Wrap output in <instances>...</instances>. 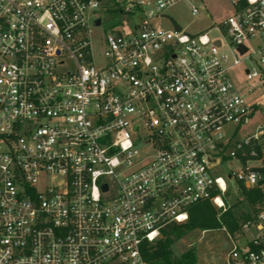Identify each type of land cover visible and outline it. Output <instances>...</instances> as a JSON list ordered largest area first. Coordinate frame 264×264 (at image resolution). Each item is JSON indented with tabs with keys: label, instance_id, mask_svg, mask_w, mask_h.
<instances>
[{
	"label": "built area",
	"instance_id": "1",
	"mask_svg": "<svg viewBox=\"0 0 264 264\" xmlns=\"http://www.w3.org/2000/svg\"><path fill=\"white\" fill-rule=\"evenodd\" d=\"M178 1L0 0V264H150L144 243L190 206L224 205L223 161L245 164L229 180L264 182V126L232 145L224 131L263 105L264 0H229L197 34L166 13ZM230 238L227 264H264V209Z\"/></svg>",
	"mask_w": 264,
	"mask_h": 264
},
{
	"label": "rangeland",
	"instance_id": "2",
	"mask_svg": "<svg viewBox=\"0 0 264 264\" xmlns=\"http://www.w3.org/2000/svg\"><path fill=\"white\" fill-rule=\"evenodd\" d=\"M192 4H196L200 8L198 14L192 13ZM232 12L233 6L229 0H180L166 10V13L170 17L175 19L185 31L191 34L207 32L213 24L222 22ZM120 18L121 16H117L112 10L109 11V13H104L102 25L95 29L93 36L94 53L96 63L100 65L103 64L102 45H104V43H99V41H103L105 33L112 29V27L119 22L118 19ZM153 22L156 25H162L167 29L173 28V23L168 17H156ZM128 24L129 26H132V22L129 21ZM210 34L216 35L217 32L211 31ZM251 43L254 47L258 45L256 40H252ZM221 51L227 52L230 55L233 53V49L227 47L222 48ZM248 66L247 62H243L230 71V75L235 84L243 91H245L251 83L250 80L247 79L246 74ZM260 89V93L264 92V85ZM262 102L263 105L255 111L248 124L239 126L235 124H228L225 127L224 131L226 133L227 142L232 140V145L237 139L253 135L260 125L264 126V98ZM149 147L150 146L148 145H140L142 151L148 149ZM249 162L251 164L260 165V163L256 160H250ZM244 166V161L240 157H236L223 161L220 165L213 169V174L224 177L229 186V191L223 198L224 205L220 206L212 202L220 209L221 213L231 207L233 212L237 215H240L242 212H252V217H254L258 211L264 209V201L255 206L249 205L241 193L240 183L235 178H232L231 180L228 178L229 174L244 168ZM237 233H241V230H238L235 233H229L225 228L205 231L196 229L189 232L183 238L177 240L172 247L177 255H182L185 251L193 249L195 252V257L192 262L193 264H227V255L232 248L230 235L235 237Z\"/></svg>",
	"mask_w": 264,
	"mask_h": 264
},
{
	"label": "trees",
	"instance_id": "3",
	"mask_svg": "<svg viewBox=\"0 0 264 264\" xmlns=\"http://www.w3.org/2000/svg\"><path fill=\"white\" fill-rule=\"evenodd\" d=\"M263 183L258 186L247 188L241 186V193L251 206L258 205L264 201ZM188 219L184 222H173L163 229L161 236L154 242H145L142 251L145 259L150 264H193L195 252L193 249L177 255L173 250V244L186 236L189 232L200 230H211L225 228L230 233L241 230L244 222L254 219L252 212H242L237 215L232 208L223 213L212 201L205 200L193 204L188 209Z\"/></svg>",
	"mask_w": 264,
	"mask_h": 264
},
{
	"label": "water",
	"instance_id": "4",
	"mask_svg": "<svg viewBox=\"0 0 264 264\" xmlns=\"http://www.w3.org/2000/svg\"><path fill=\"white\" fill-rule=\"evenodd\" d=\"M97 24H100L101 23V20H97V22H96ZM176 26H177V28L178 29H180L181 27L178 25V24H176ZM246 47L245 46H243V45H241L240 47H239V50L241 51V52H244V51H246ZM107 185H104V189H107Z\"/></svg>",
	"mask_w": 264,
	"mask_h": 264
}]
</instances>
